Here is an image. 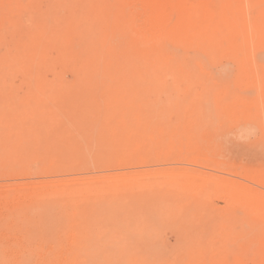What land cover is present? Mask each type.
<instances>
[{
    "label": "rangeland",
    "instance_id": "1",
    "mask_svg": "<svg viewBox=\"0 0 264 264\" xmlns=\"http://www.w3.org/2000/svg\"><path fill=\"white\" fill-rule=\"evenodd\" d=\"M104 1L0 0V264H264V0L197 84L136 62Z\"/></svg>",
    "mask_w": 264,
    "mask_h": 264
},
{
    "label": "bare ground",
    "instance_id": "2",
    "mask_svg": "<svg viewBox=\"0 0 264 264\" xmlns=\"http://www.w3.org/2000/svg\"><path fill=\"white\" fill-rule=\"evenodd\" d=\"M96 1H98V0H96ZM108 1L105 2L104 6H107ZM110 1H109V4L112 5L110 3ZM116 1H118L121 4V2L119 0H116ZM188 1L189 0H122L121 5H122V7L124 5L123 8H125V11H123L124 13L122 12L123 9H121V8L118 11L119 6H117V3L112 5V6H114V5L116 6V9L119 13L120 12L123 13L121 15V18H120V16H118V15L116 16L115 14H114L115 17L113 16V13H115L116 10H115V12H112V10L114 8L113 9L110 8L111 6H109V7L107 6L108 8L105 7L104 9H102V12L104 10V13L106 12V9H107V12H109V10L112 9L109 16L111 18L117 17L118 21H117V19H116V21L119 22L118 25L116 26L115 22H113V20L111 21V23H109L110 17L108 16L109 13H107V12H106V14H107L106 17L108 16V20L106 18V20L103 19V21H105V23H106V21H108V23H107L108 26H106V27H108V29H109L110 25H113L112 22L116 26V29H112V28H115L113 26L110 27L109 35H111L113 32L116 33L115 30L121 29L122 23H123V25L125 24L123 27H125V28L127 27V30L126 31L123 29L118 30L117 33L118 32L123 33V39L126 40V43H123V44L119 43V44H121V46L122 45L124 46L126 44L127 48H128V46L130 48H131V46H133L132 49L134 48L133 50L138 54V55L134 56V59L136 60V62H139V64H143V62L149 63V66H147V69H148V67H150L151 70L153 72H155L157 76H158L157 72H159V71L165 72L169 69H171V71L173 69L176 71V69H177V70H182V71L183 70H185V71L190 70L189 72L188 71L187 72H185V71L181 72L182 74L185 73L184 75H187L186 73H190L192 70H193V72L195 71V75H193V78H194V76L197 75L196 69L199 71L200 68H204V67L207 68V66H208V68L206 70H208L209 68L212 70L211 66L209 67V65H215V66L217 65V67L219 66L218 64H220V60L218 58V37H219L218 35H220V34L232 35L234 32L246 33L248 28H247V25H245V24H244L245 26L240 25V23L244 22V20H245V18L243 17V14H242V13H244L242 11L245 9L244 5H243V10H242V8H240V7H242V4H244V0H200L198 5H197L198 10L191 9L190 6H188ZM100 3H101V1H100ZM81 5L83 6V4H81ZM83 7H82V9H83ZM90 7H88V10ZM91 9L93 10V7H91ZM96 9H98V8H96ZM93 12H95V11H93ZM93 12H92V14H93ZM98 13H99V11H98ZM99 14H102V13H99ZM89 16H90V14H89ZM86 18H87V16H86ZM111 18H110V20H111ZM90 19H92V17ZM94 22H95V20H94ZM120 22H122V23H120ZM86 26H87V23H86ZM102 26H104V25H102ZM101 29H99V30H101ZM108 29H106V31ZM86 31H87V33L91 34L90 31H92V30L89 31V28H88V30H86ZM110 32H111V34H110ZM95 35L93 37H95ZM109 35H107V36L109 37ZM112 35L113 36L116 35V37H118V38H119V36H121V34L117 35L114 33ZM96 36L98 37V35H96ZM89 39H91V38L89 37L88 40ZM103 39H104V37H103ZM111 39H112V37H111ZM124 40H122V42ZM223 42H227V44L231 43L230 40H225ZM91 44H92V42H91ZM115 46H114V48H115ZM101 48H102V46H101ZM96 51H98V50H96ZM115 51L117 52V50H115ZM117 54L119 55L120 52H117ZM95 57H96V55H95ZM107 57H109V56H107ZM111 57L114 58V55ZM115 57H116L117 61L119 60L121 62L120 59H117L118 56H115ZM123 58H125V57H123ZM230 58L232 59L231 62L233 64H235L236 67H245L247 64H249L247 59H245L243 56H239L238 54H234ZM95 59H97V58H95ZM99 60H100V63H102L101 59H99ZM105 60H106V58H105ZM112 60L114 61L115 59H112ZM123 61H124V59L122 60V62ZM126 61L127 60L125 59V62ZM103 62H105V61L103 60ZM125 62H123V63L126 66ZM130 63H133V62H130ZM93 66H95L97 68V66H99L98 62H95ZM122 66L123 65H121V68H122L121 70H124L125 68ZM95 67H94V69H96ZM116 67L117 66H114V69ZM132 67L133 66H130L129 68L132 69ZM139 67H141V66H139ZM139 67H137V68H139ZM217 67H215V70ZM99 68L100 67L97 68V71L99 70ZM145 68H146V64L144 66V69L143 68H142V70L140 68L139 69L141 71H143V70H145ZM92 69H93V67H92ZM94 69L92 71H94ZM117 69L119 70L120 68L117 67ZM121 70H120V72H121ZM148 70L150 72V69H148ZM211 70H210V73H211ZM97 71H94V72H97ZM106 71H108V70H106ZM131 71H133V70H130V72H128V73L129 74L135 73V71L134 72H131ZM171 71H169V72H171ZM124 72H125V70L122 71L121 73L124 75ZM149 72L146 73V75L147 74L149 75L150 74ZM164 72H162V75L164 74ZM167 72H165V74ZM176 72H179V71H176ZM116 73H117V71H116ZM212 73H213V71H212ZM143 74H144V71H143ZM143 74L140 72L139 75H141V76L140 77L138 76L141 81L143 80V78H146V76H144ZM190 74L192 75L193 73H190ZM198 74L202 75L200 72H198ZM106 75H108V73ZM151 75H152V72L148 77H150ZM156 75H153V76H156ZM172 75H174V73ZM184 75H183V77H184ZM199 75H197L198 76L197 80H199V77H200ZM118 76L119 75H117V77ZM131 76L129 77V75H128V77L131 78V79H129V81L131 80L130 82L134 81V80H132V79H134V76H132V77ZM142 76H144V77L141 78ZM157 76L151 77L150 80L156 81L154 78H158L160 80V78ZM159 76H161V75H159ZM170 76H168V78ZM111 77H112V75H111ZM165 77H167V75ZM173 77L171 76V78H169V79H172ZM180 77H182V75H180ZM185 77H184V79H185ZM196 77L194 78V81H196V84H197L198 81L195 80ZM213 77L216 79L218 78L217 76L216 77L213 76ZM213 77H211V78L213 79ZM193 78L191 77V79H193ZM113 79H115V78H113ZM175 79H173V81ZM202 79H204L203 76H202ZM216 79H213V80H216ZM110 80H112V79H110ZM218 80H219V78H218ZM153 81H150V82L153 83ZM163 81L164 80L161 78V82H163ZM147 82H145L146 84L144 83V85H149ZM174 82H176V81H174ZM181 82H183V81H181ZM110 83H111V81L109 82V84ZM142 83H143V81H142ZM155 83H153V85ZM178 83H180V82H178ZM107 84H108V82H107ZM109 84H108V86H109ZM160 84L162 85L163 83H160ZM114 87H113V89H115ZM199 95H200V93H199ZM199 95H197L195 98H197V99L204 98L203 101H205V99L207 98L204 94H203L204 97H202V95H201V97L198 98ZM211 99H212V97H211ZM209 102L207 103V105L209 104ZM195 104H197V103H195ZM210 105L212 106L215 104L214 103L212 104V102H211ZM197 106H198V108H201V109H199V111H198V109L196 110ZM197 106H196V108L194 106H192L195 109H193V108H191V109L196 110L197 113H199L200 111L205 112L204 114L203 113L200 114L201 116H199V117H197V113L194 114V116L196 115L197 118L202 117L201 121H202V123H204L203 117L205 120H207L206 119L207 117L210 118V115L213 113L210 112L209 116L206 113H209V109L211 110L212 108L211 107H209V109L206 108L208 110V112H207V110H205V111L203 110L204 107L202 108V105H197ZM220 108H221V105H220ZM233 108L236 109V105L232 107V110H233ZM221 111L223 112L222 108H221V110H219L217 112V115L221 114L222 113ZM191 113H193V111H191ZM212 116L213 115H211V117ZM196 117H194L195 118L194 122L197 121L196 122V124H197L199 121H198V119L196 120ZM215 117H216V115H214L213 118L215 119ZM209 118H208V121L211 122L210 119H212V118H210V119ZM201 121L199 122L200 124H201ZM199 123H198V126H200V127L197 128V130L198 129L199 130L204 129V126L207 127V124L204 123L205 125H202V124L200 125ZM211 124L212 123L208 124V126H210ZM202 126H203V128H201ZM213 126H215V124H213ZM211 127H212V125L209 127L208 131L211 130ZM199 130H198V132H200ZM200 133H198V134H200ZM113 195L115 196L116 193H114ZM146 196H147L146 194H143L141 199H143V198L147 199ZM105 198L106 199L108 198L107 200L110 201L114 197L112 195H106ZM122 199H123V201H120V203L118 202L116 205H118V204L121 206L125 205L122 208H127V209H122V210H125L126 213L124 211H122L120 213V210H119L120 214H123V215L125 214L123 216L125 218L118 220L119 223L120 222L123 223L126 219H129V217L131 215V214L129 215V209L131 210L132 207L129 208L126 206L131 201L132 202L134 201V199H130V192L128 190H126L124 192ZM173 200H175V198ZM142 201L143 200H140L138 203H141ZM110 202L113 203V200ZM122 202L124 204H122ZM142 203H144V201ZM109 204H110V206H112L111 208H113V206H115L111 203H109ZM134 204H135V202H134ZM142 205H144V204H140L139 206H142ZM152 205H151V207H152ZM117 207H119V206H117ZM132 209L133 210H131V212H134L135 208L133 207ZM114 210H118V208L116 209V206H115V209H113V211ZM127 214L129 215V217L127 216ZM134 214H135V212H134ZM136 215L137 214H135V216ZM143 216L145 217V215H143ZM130 218H132V216ZM136 218H138V217H136ZM111 228H114V227L112 225H110L109 228H104V229L110 230ZM90 229H92V228L88 227L87 230L86 229L79 230V231H75V233H80L79 235H81ZM94 230L95 231H101L103 229H97V230L94 229Z\"/></svg>",
    "mask_w": 264,
    "mask_h": 264
},
{
    "label": "clouds",
    "instance_id": "3",
    "mask_svg": "<svg viewBox=\"0 0 264 264\" xmlns=\"http://www.w3.org/2000/svg\"><path fill=\"white\" fill-rule=\"evenodd\" d=\"M256 133H257V129L256 128L252 127V128L249 129V137L255 136Z\"/></svg>",
    "mask_w": 264,
    "mask_h": 264
}]
</instances>
